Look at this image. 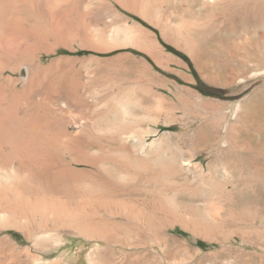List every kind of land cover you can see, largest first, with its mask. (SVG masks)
Instances as JSON below:
<instances>
[{
    "label": "rangeland",
    "instance_id": "obj_1",
    "mask_svg": "<svg viewBox=\"0 0 264 264\" xmlns=\"http://www.w3.org/2000/svg\"><path fill=\"white\" fill-rule=\"evenodd\" d=\"M14 1L11 9L23 14L17 9L12 25L45 35L37 45H43V77L34 89L43 98L54 94L49 101L46 95L45 110L41 105L48 130L68 134L67 146L53 153L71 161L68 139L80 132L107 160L128 169L120 157L132 150L119 145V133L94 130L105 115L101 122L137 131L154 153L166 144L169 159L179 155L191 164L171 177L176 184L161 179L173 175L170 168L153 172L159 178L153 185L175 192L178 206L151 190L147 174L139 183H115L104 171L97 180L91 166L74 162L90 169L92 192L75 187L70 199L44 198L65 212L81 210L90 196L87 216L19 213L0 225V264H264V26L242 24L241 11L251 0H50L56 14L45 5L32 8L43 14L34 17L24 0ZM27 10L31 15H24ZM19 15L24 17L17 22ZM11 70L3 68L0 90L12 93L24 83L3 80L26 74ZM66 95L82 109L62 106ZM125 97L134 100L133 115L120 119L114 100ZM31 106L20 113L39 110L35 102ZM82 111L78 131L74 119ZM198 127L215 134V141L198 142Z\"/></svg>",
    "mask_w": 264,
    "mask_h": 264
},
{
    "label": "bare ground",
    "instance_id": "obj_2",
    "mask_svg": "<svg viewBox=\"0 0 264 264\" xmlns=\"http://www.w3.org/2000/svg\"><path fill=\"white\" fill-rule=\"evenodd\" d=\"M14 2L16 4L18 3L17 0H15ZM20 2L22 3V1H20ZM23 2H24V4L29 5V7H31L30 9H32V8L43 9L44 7H46L45 5H49V6H47V8H49V10H50L51 4H52V6L54 4V3H52L53 1L51 2L50 0H24ZM11 4L13 5L12 0H0V74H3V73H1L3 68L8 66V67H11V69H12L11 72L13 71L12 72L13 74L17 75L18 73H21L20 71L23 70V73L26 75H25V77H22L21 74H19L20 76L19 77L15 76L16 78L12 77L13 75H10V77H6L3 80L5 83H7V85H8V83H15V84L16 83H24L22 85L23 89L22 88H20L21 90L14 89L15 91L11 93V92H9L11 89L4 86L6 88V90H0V223H1L0 225L6 224L11 219H15V217L19 213H21V212L24 213V211L26 212V210L27 211L29 210V212L32 213L33 215L37 214V213H40V214L43 213L46 215L57 216V213H58V215L66 216V214H64V213H67L70 217L83 216L85 214V209H87L85 207H87L89 205L86 203L92 199L90 196L89 197L85 196L88 199H86L87 202L83 201V203L84 202H86V203L83 204V207H81L82 209L80 208L81 210L75 209V210L71 211V210L66 209L67 211H65V212L58 211L55 207H53L54 205L52 203L48 204L44 198V197H51L50 196L51 194L53 195L52 196L53 198L58 197V194L59 195L62 194L63 197H61V195H60V198L61 199L62 198L67 199L70 197V195H69L70 191H71V193H74L73 191L75 189L73 190L72 188H75V187L80 188L81 191H83V190L85 191L91 187L89 190L92 192L91 189L93 186H91L92 185V184H90L91 180L88 181V176H87V171L88 170L90 171V169H87L88 168L87 167V168H85L87 170H84V169L81 170V168L80 169L77 168L78 166L75 167V165H73L74 162H77V164H83V165L91 166L92 167L91 170H93L92 172L95 174V176H97V178H96L97 180L101 179V178L98 179V177L101 176V172L104 171V173H106L107 177L110 178V180L112 182H115V183H121V182H128L130 184L139 183L140 182L139 177L141 175L147 174L145 182H147L151 186V190H157L158 193L160 194V196H162L163 198H167L166 200L171 201L172 203H175V205L179 206L175 192L173 195H169V193L166 194L167 192L164 193L163 185H161V186H159L158 184H156L155 186L153 185L154 183H156L159 180V178H156V176L153 172L158 167H161L162 169L166 170V172H167L168 168H170L171 171L173 172V175H172V173H168V174H171V175H168L165 172L166 175L161 177V179L164 177L163 179H165V181L170 182L173 180L172 179L173 176L175 178V175H177V173L179 174L183 170L188 169V167L191 164V161L189 160L187 162L186 159L184 160L183 158L178 157L179 155L178 156L175 155V157L172 155L173 157L171 159H169L168 158L169 156H167L168 145H166V144L163 146L161 145L160 149H158L156 151V153H154L155 150L151 149L152 144H147L145 142V140L142 137H140L141 134H140V136H137L138 135L137 131L135 132L133 129H128V130L123 129L124 130L123 131V130H121L122 128L120 129V126L117 123L114 124L111 122H108V123L101 122L106 118L105 115L104 116L100 115L101 117L98 120V122L95 124L94 130L97 131V133L99 132L100 134L101 133L104 134L105 132H113V133L115 132L114 134H116V132L119 133L120 137L117 141L119 143V145L127 146L128 148H130L132 150V151L130 150L132 153L128 154V155L123 154L121 156L118 154L119 156H121L120 158L125 159V161L128 164V169L127 168L121 169V167L118 168L114 164L115 162L114 163L111 162L113 160H111V161L107 160L108 158H106V157H104V155H102L103 152H105V151H103L104 148L102 149L103 152L101 154V151H100L101 149L97 150V149L93 148L94 141L92 142L89 139H88L89 140L88 141L85 137H83V134H80V132L78 135H81L82 137L77 136L78 138H76L75 135H72V137L74 136L75 138L74 139L73 138L68 139V142H69L71 148L73 149V154H72L73 156H72L71 161L67 160L65 157L60 156L59 153H55V152L53 153V151L57 152V150H60V149L67 146V143L64 140L66 139V136L68 134L63 133V132H65V131H63L64 129L63 130L58 129L54 133L52 131H49L50 129L52 130V127L48 128V126L45 124L46 123V119L44 117L45 111L42 112L41 105L44 104L43 102H46L45 98H47L49 96L47 98L49 101V98L51 96H54V94H52V95L50 94L51 95L50 96L47 93L46 94L47 97L45 95V98H43L44 92L41 91V94L39 93L41 89L38 88V86H39L38 83H37V85H38L37 88H38L39 92L37 93V91L34 89L35 88L34 85L39 80V77H43V75L41 76L40 75L41 73H39V72H42V68H43V65H42L43 53L40 52V50H42L40 48L43 45L42 46L40 44H39L40 46H37V45H38V41L41 40L40 38H42V36L44 34L41 36L39 34V36H38L37 33H39V31L38 32L35 31V33H34L33 32L34 30L33 31H30L29 29L27 30V28H25L24 26L21 27V25H19V23H17V24L20 27L19 26H18V28L14 27L16 24H14V26L12 25V18L17 15V9H19L20 7H18V5H17L18 8L17 9L14 8L15 11H13L11 9ZM27 5H26V7H27ZM14 7H15V5H14ZM68 7H69V5H68ZM23 8H24L23 10H25V6H23ZM34 9L31 10V11H33V13L30 12L33 15H31L29 13L31 15V17H34V15H35L34 12H36V11H34ZM46 9H44V10H46ZM51 9L53 10V12H51L52 10H50V12H51L50 13L48 11V9L46 12H49V14H52V13L56 14V11H55L56 7L55 8L52 7ZM18 12H19V10H18ZM20 12H21L20 15L23 14L21 11V8H20ZM25 12H24V15L27 16L29 10H27ZM38 12H41V11H38ZM42 12H44V11H42ZM241 12L243 13L242 18H241L242 24L252 21L253 23L259 24L262 27L264 26V0L248 1L244 5V8ZM40 14H42V13H40ZM40 14H38L36 12V15H40ZM55 14H52V15H55ZM20 15H19L20 18L17 19V22L22 19L23 15L22 16H20ZM46 15H47V13H46ZM16 17H18V16H16ZM35 17L37 18V16H35ZM54 17L55 16H53V18ZM36 18H33V19L35 20ZM13 21H15V20H13ZM51 29H52V27H51ZM51 29H46V33L51 34L52 33ZM47 30H48V32H47ZM33 38L36 40L37 44H33L31 41H29ZM44 40H45V38H44ZM44 40H43V42H44ZM43 42H41V43H43ZM12 87H14V86H12ZM7 89H10V90L7 91ZM61 92H63V91H61ZM70 96H72V95H70ZM66 97H67V95H66ZM52 98L53 97H51V99ZM77 99H79V98H77ZM73 100H75V98ZM73 100L72 99L68 100V97H67V101L65 100L64 102H62V106H66V107L68 106L67 109H70L69 106L74 104ZM132 100L129 97L117 98L116 100H114L115 101V108L117 110H119V113L117 112L116 114L121 116L120 119L127 118V117L133 115V113H132L133 109L132 108L135 104H134V100L133 101ZM33 102H35V105L37 106V108L39 107V110L37 109V111H35V113H33L34 111H32V113L25 111L26 112V113L24 112L25 115L20 113V110L23 108H27L25 110H28L29 108H31L32 107L31 105H33ZM74 105L77 107H80L81 109L83 106V105H81V103L79 101H76ZM74 105H72L71 107L75 108ZM44 108L45 107L43 105V109ZM82 112L83 113H80L82 115H78L79 119L77 117H76V119H74V124L77 127V130L80 127L82 128L83 123H84V119H85L84 112L85 111H82ZM125 120H127V119H125ZM104 135H102V138L104 137ZM214 135L215 134H212L210 131L207 130V128L198 127L196 130L195 136H196L197 141L201 142V141H213L215 139L214 137L216 136V135L215 136ZM162 137L155 140V141L156 142L162 141ZM229 137L227 139H229ZM107 138H105V139H107ZM113 138H114V136H113ZM105 141H107V140H105ZM111 141L112 140L110 139V142ZM63 142H65V143H63ZM100 142H102V141L100 140ZM117 142L115 143V141H114L115 144H118ZM98 143H99V141H98ZM111 143H113V142H111ZM104 144L105 143H103V145ZM99 145H100V143H99ZM236 145H238V143H236ZM100 147H101V145H100ZM154 148H155V146H154ZM237 150H238V148H237ZM91 152L95 153V155H92V156H91V154L89 155V153H91ZM226 152H227V150H226ZM231 152L232 151H229L230 154H231ZM218 153H219V151L217 152V154ZM220 153H222V150ZM216 157H217V155H216ZM220 157H218L220 161L217 160L216 158H215V160H217L223 164L225 157H223V156H222L223 158H220ZM237 158H238V156H237ZM243 158L241 157V159H243ZM117 159H118V156H117ZM239 159H240V156H239ZM239 159H237V160H239ZM232 160L234 161V158ZM232 160L230 162H232ZM125 161H124V163H125ZM241 161H244V160H241ZM241 161L239 160L237 162H239V164H240ZM121 164L119 166H121ZM225 164H226V161H225ZM182 173H184V172H182ZM104 177H105V175H103V178ZM32 179L34 181H36L35 182L36 184L32 182ZM105 180H106V178L104 179V181ZM141 180H143V179H141ZM172 182H174L172 184L177 183V182L175 183V181H172ZM45 183H46V185H45ZM43 185L45 186V188L49 189L50 194H45V192H44L45 188ZM164 187H165V185H164ZM77 188H76V190H77ZM146 188L148 190H150V188L148 186ZM194 190L199 191L200 189H197L196 187H194ZM93 191H95V190L93 189ZM77 192H79V190ZM86 192H88V190ZM86 192H83V193H86ZM78 194H81V196H79V197L82 198V193L81 192L77 193V196H78ZM73 195H75V194H73ZM83 195H85V194H83ZM178 195H179V193H178ZM31 198H34V200H31ZM57 200L58 199H56V201ZM81 202H82V200H81ZM207 214H208V211H207ZM21 215H23V214L21 213ZM84 216H87V215H84ZM209 218L207 217L205 219L209 220ZM84 224H85V222L82 223V226ZM87 225H85L84 227H88ZM84 231H87V230H84ZM41 240H42V238H41Z\"/></svg>",
    "mask_w": 264,
    "mask_h": 264
}]
</instances>
